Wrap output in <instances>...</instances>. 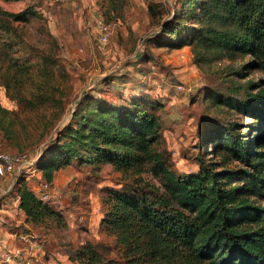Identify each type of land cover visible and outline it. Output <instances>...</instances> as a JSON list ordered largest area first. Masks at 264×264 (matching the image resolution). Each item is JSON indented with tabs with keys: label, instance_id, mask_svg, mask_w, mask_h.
I'll return each mask as SVG.
<instances>
[{
	"label": "rangeland",
	"instance_id": "1",
	"mask_svg": "<svg viewBox=\"0 0 264 264\" xmlns=\"http://www.w3.org/2000/svg\"><path fill=\"white\" fill-rule=\"evenodd\" d=\"M148 1L123 0L118 16L111 19V40L103 45L96 26L97 18L107 17L102 0H0V9L8 12L26 8L37 12L22 21L0 13V106L5 109L0 116L11 125L7 132L0 129V150L42 152L84 97L125 104L148 96V101L160 104L156 113L162 139L157 149L177 174L196 173L199 158L222 159L210 140L205 138L200 146L203 131L212 125L240 123L243 132L257 137L255 120L213 100L219 88L263 78L260 70L237 74L251 57L232 59L223 54L198 60L190 46L159 44L152 34L159 24H151ZM161 1L164 17L168 13L171 17L177 0ZM237 166L230 161L221 168ZM39 174L25 178L31 189L40 182ZM159 177L149 168L139 175L124 174L108 163L93 167L74 160L56 173L46 201L63 220L34 225L19 213L16 229L31 234L45 264H82L70 251L87 241L112 264H133L102 225L105 188L129 183L161 187ZM17 187L5 180L0 183V205L13 204ZM34 191L39 196L40 190ZM0 227L6 231L11 226L0 222ZM5 250L0 246V254Z\"/></svg>",
	"mask_w": 264,
	"mask_h": 264
},
{
	"label": "trees",
	"instance_id": "2",
	"mask_svg": "<svg viewBox=\"0 0 264 264\" xmlns=\"http://www.w3.org/2000/svg\"><path fill=\"white\" fill-rule=\"evenodd\" d=\"M122 1L102 0L108 22L118 16ZM163 10L161 0L148 1L151 24H159L152 33L159 44L190 46L198 60L250 56L237 74L263 72L257 81L219 88L213 97L255 120L257 137L243 132L240 123L212 125L203 131L200 146L210 140L222 159L199 158L196 173L177 174L157 149L160 104L148 96L125 104L84 97L43 147L38 167L51 184L74 160L93 167L108 163L124 174L139 175L149 168L160 176L161 187L129 183L105 188L102 225L133 264H264V0H177L171 17H164ZM0 13L17 21L37 15L30 8ZM10 126L1 115L0 129L7 132ZM230 161L239 166L221 168ZM17 184L26 222L63 220L24 178ZM70 256L82 264H112L89 241Z\"/></svg>",
	"mask_w": 264,
	"mask_h": 264
},
{
	"label": "built area",
	"instance_id": "3",
	"mask_svg": "<svg viewBox=\"0 0 264 264\" xmlns=\"http://www.w3.org/2000/svg\"><path fill=\"white\" fill-rule=\"evenodd\" d=\"M96 26L99 42L103 45L108 44L113 34V23L99 17L96 19ZM176 87L182 89L183 85L178 84ZM40 154L41 152L32 155L27 152L14 153L0 150V177L9 179L10 185L16 186L18 180L28 179L29 175L40 173V182L34 184L32 190H40L39 197L47 201L50 198L51 183L44 178L42 170L38 167ZM16 238L22 243L21 247L15 250H5L0 254V264H45L43 256L33 244L30 233L19 228Z\"/></svg>",
	"mask_w": 264,
	"mask_h": 264
},
{
	"label": "crops",
	"instance_id": "4",
	"mask_svg": "<svg viewBox=\"0 0 264 264\" xmlns=\"http://www.w3.org/2000/svg\"><path fill=\"white\" fill-rule=\"evenodd\" d=\"M4 180L10 183L9 179H3L0 177V183ZM18 204L19 198L17 196L13 204L10 205L9 202H7L5 205L3 203L0 205V222H6L11 226L9 227V230L7 229L6 231L4 228L0 227V246L7 247V250H15L22 245V243L16 238V232L19 228L16 229L15 225L19 223V213L24 215V212L18 207ZM16 206L17 208H15Z\"/></svg>",
	"mask_w": 264,
	"mask_h": 264
}]
</instances>
